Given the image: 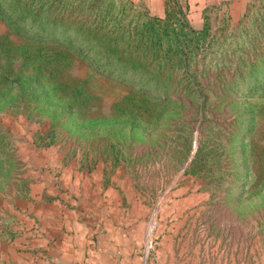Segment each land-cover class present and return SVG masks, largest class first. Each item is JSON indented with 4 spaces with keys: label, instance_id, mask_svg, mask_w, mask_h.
I'll list each match as a JSON object with an SVG mask.
<instances>
[{
    "label": "rangeland",
    "instance_id": "rangeland-1",
    "mask_svg": "<svg viewBox=\"0 0 264 264\" xmlns=\"http://www.w3.org/2000/svg\"><path fill=\"white\" fill-rule=\"evenodd\" d=\"M173 3L192 28L203 15L211 34L234 39L198 69L157 70L145 58L108 75L0 20V264H15L3 258L7 240L29 226L46 185L67 206L76 200L77 171L94 175L95 226L127 229L137 264H264V51L250 74L235 61L226 78L210 62L240 58L235 27L251 18L249 3L237 16ZM90 39L100 59L103 44Z\"/></svg>",
    "mask_w": 264,
    "mask_h": 264
},
{
    "label": "trees",
    "instance_id": "trees-1",
    "mask_svg": "<svg viewBox=\"0 0 264 264\" xmlns=\"http://www.w3.org/2000/svg\"><path fill=\"white\" fill-rule=\"evenodd\" d=\"M245 9L243 18L248 11L251 18L241 20L235 27V47L241 51L240 60L215 55L210 60L218 65L214 70L226 78L235 76V61L237 65L242 62L241 66L250 74L248 70L256 66L264 51V0H251ZM0 20L15 35L34 41L48 40L71 49L82 61L108 75L114 73V68L136 71L140 60L145 58L157 70L198 69L212 50L234 39L228 35L219 40L215 33L211 34L203 15L200 28H192L174 3L165 5L162 16H157L128 0H0ZM91 37L103 44L100 59L94 60L90 54ZM41 140L39 136L38 145ZM51 142L52 137L41 145ZM199 160L200 157H195L191 161L189 173L198 172Z\"/></svg>",
    "mask_w": 264,
    "mask_h": 264
},
{
    "label": "crops",
    "instance_id": "crops-1",
    "mask_svg": "<svg viewBox=\"0 0 264 264\" xmlns=\"http://www.w3.org/2000/svg\"><path fill=\"white\" fill-rule=\"evenodd\" d=\"M131 1L141 3L151 15L157 16L163 14L165 5L173 3V0ZM186 1L191 2L193 8L215 5L221 10L235 12L237 16L250 0H183L184 3ZM92 178L94 175L81 171L73 174L72 188L76 200H72L68 206L61 201L57 184L51 191H47L49 186L46 185L44 190V185H41V191L44 190L47 196L52 195L55 199L45 201L43 195L46 194H41L38 196L36 208H27L31 222L21 234L15 232L17 235L7 240L8 252L3 258L12 259L15 264L139 263V258L135 254L131 255L135 246L126 236L127 229L120 231V228L113 229L108 226L98 229L95 226L97 212L91 210L88 204L89 201L94 202L96 184L91 186ZM18 249L24 251L21 256L16 255ZM219 263L220 261L215 260L212 264Z\"/></svg>",
    "mask_w": 264,
    "mask_h": 264
}]
</instances>
